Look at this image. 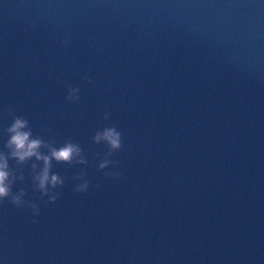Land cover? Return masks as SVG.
<instances>
[{
	"label": "water",
	"instance_id": "obj_1",
	"mask_svg": "<svg viewBox=\"0 0 264 264\" xmlns=\"http://www.w3.org/2000/svg\"><path fill=\"white\" fill-rule=\"evenodd\" d=\"M6 107L88 164L53 161L55 203L24 166L41 212L0 203V264H264V0H0V149ZM109 124L121 166L97 170Z\"/></svg>",
	"mask_w": 264,
	"mask_h": 264
},
{
	"label": "clouds",
	"instance_id": "obj_2",
	"mask_svg": "<svg viewBox=\"0 0 264 264\" xmlns=\"http://www.w3.org/2000/svg\"><path fill=\"white\" fill-rule=\"evenodd\" d=\"M62 43H69V36L66 35ZM81 79L92 83L91 77L85 73ZM67 88L66 99L69 102L80 100L79 87H73L65 81ZM5 111L12 117L10 124L4 129L7 139L4 141L3 149H0V203L8 200L17 208H28L32 212V222L38 223L36 217L40 215L41 209L37 202L27 200V191L24 187L13 191L17 182L25 180L24 166H28V175L31 179V187L34 192L38 191L41 197H46V203H55L60 197L61 189L65 185V178L59 173L53 172V161L57 164L63 163L69 166L87 165L88 159L79 143L71 137L62 143L54 138L45 139L39 133L34 134L30 121L6 107ZM104 120H109L110 113L102 114ZM41 131H49L47 126L41 125ZM94 144H103L105 151L101 154L95 153L98 160L97 170H104L112 166H121V161L112 159L115 152L123 147L122 133L115 124L105 125L102 129H97L92 136ZM10 161H14L16 167L10 166ZM31 162V163H29ZM104 176L118 179L122 173L116 170L104 171ZM86 169L80 168L72 179L77 181L73 184L76 193H86L90 188V182L86 179ZM98 187V186H97Z\"/></svg>",
	"mask_w": 264,
	"mask_h": 264
}]
</instances>
